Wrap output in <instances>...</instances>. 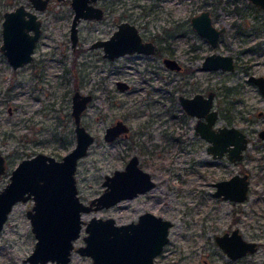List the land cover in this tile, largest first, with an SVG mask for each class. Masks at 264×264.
Here are the masks:
<instances>
[{"label": "rangeland", "instance_id": "1", "mask_svg": "<svg viewBox=\"0 0 264 264\" xmlns=\"http://www.w3.org/2000/svg\"><path fill=\"white\" fill-rule=\"evenodd\" d=\"M20 3L37 13L42 33L34 58L17 68L0 47V152L8 158L0 188L10 181L12 169L22 158L45 152L61 159L75 146L72 96L75 90L92 93L82 123L95 135V141L78 161L80 198L88 203L99 195L105 189V175L124 168L133 153L139 155L156 186L113 206L84 212V219L113 216L123 223L137 220L147 210L170 219L169 241L155 264H264V143H250L238 162L214 157L207 140L195 131V118L185 111L179 98L181 93L201 89H238L236 97L243 101L234 107L241 111L235 124L246 126L242 118V113H249L247 94L244 96L246 74L241 67L251 53L239 57L234 72L200 70V58L189 60V56L199 45L201 55L214 47L193 29L190 18L203 8L212 9L214 23L227 26L219 49L231 52L254 41L257 36H250V32L262 29L264 10L250 0H98L105 9L103 18L81 19L78 41L73 45L75 11L71 0H49L45 9H36L30 0H0V46L4 12ZM122 20L136 23L145 37L158 43L159 52H134L110 60L102 46H92L94 41L110 37ZM261 29L257 38L264 39ZM170 47L195 69L193 75L171 71L165 65L162 57ZM255 58L264 64V55ZM118 79L126 80L129 86L119 88ZM254 107L255 111L264 110V97ZM116 119L127 123L130 134L107 141L105 129ZM224 122L223 114L218 123ZM243 171L251 175L247 200L233 202L214 195V182ZM33 204V198L19 201L10 212L0 231V264H31L25 258L32 252L36 237L26 212ZM235 227L245 238L260 243L258 251L237 260L223 252L215 236ZM85 234L83 228L75 247L85 244ZM68 264H93V260L74 251Z\"/></svg>", "mask_w": 264, "mask_h": 264}, {"label": "water", "instance_id": "2", "mask_svg": "<svg viewBox=\"0 0 264 264\" xmlns=\"http://www.w3.org/2000/svg\"><path fill=\"white\" fill-rule=\"evenodd\" d=\"M36 8L44 9L49 0H31ZM97 0H71L74 16L71 23V39L73 45L78 41V24L82 18L101 19L104 9L95 5ZM264 7V0H252ZM191 25L200 35L204 36L211 46H216L226 26H217L209 9H203L190 18ZM33 29V32H31ZM41 20L37 14L19 4L13 10L4 12L2 21L3 42L1 50L13 67L17 68L33 59V52L41 35ZM92 46H102L104 55L110 59L128 52L153 53L155 44L145 41L138 26L123 20L110 37L98 39ZM164 62L171 68H179L177 60L165 57ZM222 67L233 69V56L212 52L208 54L202 68ZM253 78L264 90V77ZM120 88L128 87V83L119 80ZM211 91L207 97L197 93L194 97L181 96L185 109L199 118L197 132L206 138L210 144L208 151L214 157H221L229 151L231 161H239L244 157L248 138L239 127H214L217 120V110L213 105ZM91 93L75 90L72 96V115L74 117L76 144L61 159L45 153L22 158L12 169L10 181L0 188V231L8 219L14 205L19 201L33 198L32 208L27 210L32 231L36 241L34 248L25 258L31 264H46L54 261L58 264H68L72 254L77 251L92 258L93 264H155V258L169 241L170 227L173 221L147 210L139 214L137 220L118 223L113 216L102 217L92 215L83 218V213L110 207L123 199H129L138 193L151 189L156 182L151 173L139 164L137 155H133L125 168L115 169L106 174L103 181L105 189L86 203L78 193L76 171L79 159L86 155L89 147L95 141V135L82 123V113L92 100ZM128 125L121 119L106 128L104 138L108 141L120 133L128 131ZM264 137V130L261 134ZM6 171V157L0 152V175ZM214 195L233 202H243L248 199L251 181L249 172H236L228 178L214 182ZM85 244L75 247L74 241L81 235L82 229ZM217 244L223 252L237 260L259 249L257 240L244 237L239 227L227 230L215 236Z\"/></svg>", "mask_w": 264, "mask_h": 264}, {"label": "flooded vegetation", "instance_id": "3", "mask_svg": "<svg viewBox=\"0 0 264 264\" xmlns=\"http://www.w3.org/2000/svg\"><path fill=\"white\" fill-rule=\"evenodd\" d=\"M31 1V0H30ZM98 1V0H97ZM97 1L95 2V5H99L97 4ZM252 2V4L254 6H256V8H261L262 10H264V7H261L257 4H255L252 0H250ZM49 2V1H48ZM32 3V1H31ZM21 4V3H20ZM24 4V3H23ZM48 4V3H47ZM251 4V3H250ZM251 4V5H252ZM19 5V4H18ZM17 5V6H18ZM33 5V3H32ZM16 6V7H17ZM34 6V5H33ZM101 6V5H99ZM16 7L12 8V9H7V10H13L15 9ZM25 7L29 10H31L32 12H35L33 11L32 9L28 8L26 5ZM35 7V6H34ZM47 7V6H46ZM45 7V8H46ZM102 7V6H101ZM36 8V7H35ZM44 8V9H45ZM103 8V7H102ZM36 9H40V8H36ZM104 9V8H103ZM203 9H209L211 11V14L213 16V10L210 9V8H203ZM201 9V10H203ZM200 10V11H201ZM199 12V11H198ZM36 13V12H35ZM197 13V12H196ZM37 14V13H36ZM104 14H105V9H104ZM195 14V13H194ZM37 18H39L37 16ZM4 19V18H3ZM40 19V18H39ZM83 19V18H82ZM41 20V19H40ZM81 21V20H80ZM123 21V20H122ZM214 21V20H213ZM121 22V21H120ZM132 22V21H131ZM119 23V22H118ZM118 23H117V26H118ZM134 23V22H133ZM191 23V21H190ZM136 24V23H135ZM137 25V24H136ZM261 25H263L262 29L261 28H254L251 32H250V36L253 37V35H256L258 37V35H260V29L261 30H264V23H261ZM138 26V25H137ZM219 26V25H217ZM222 26V25H221ZM226 26V25H225ZM41 27H42V21H41ZM117 28V27H116ZM139 28V27H138ZM139 31H140V28H139ZM227 31V26H226V30L223 31V33L221 34L220 36V39L217 43L216 46H214V48L207 54L205 55H201L198 53V49H200L201 45L197 46L195 51L196 52H193L190 56H189V60H194V59H198L200 58V61H199V64L198 67L200 70L204 71V72H207V73H213V72H234L236 70V68H238L239 66V63H238V60L240 59L239 57L242 55V54H246V53H251L249 59L245 62V65L241 67L242 69V72H244L246 74V81L244 82V96H246L247 94V99H245L247 103L246 105V108H247V111L249 112L248 115H244V113H242V118H243V121L245 120L246 121V126H240V125H237L235 124L236 122V118L238 117V114H241V111H235L234 107L236 105L237 102L239 101H243V98L242 97H239L237 98L236 95H238V93H240V90H228V92L226 90H219V89H213V88H208V89H201V90H195L193 93L191 94H188L187 92L185 93H181L179 98L183 95L185 97H188V98H191V97H194L197 93H200L203 97H207L209 95V93L211 91L214 92L213 94V105H212V108L211 109H215L217 110V114H218V117H217V120L216 122L214 123V127L217 128L219 126H224V125H227V126H232V125H235L237 127H239L243 132L246 133L247 135V138H248V143H247V148L245 149L244 151V155H245V152L247 149L250 148V143H254V145H257V146H262V144L264 143V137L261 135L263 130H264V110L260 109V110H257L255 111V104L256 102L260 101L261 98L264 97V90L261 88V86L259 85V82H257L253 76H256V77H264V64L260 61V60H256L255 56L258 57V56H263L264 55V39H259L257 37H254V41L252 43L249 44V46H247L246 48L242 49V48H239L237 50H232L231 52H224L222 50L219 49V46L221 44V40H222V35ZM31 32H33V29H31ZM141 32V31H140ZM42 33V31H41ZM142 34V33H141ZM143 39L145 41L147 40H151L154 42L155 44V51L153 53H145V52H139V51H135L136 53H141V54H154V53H157L159 52V45L158 43L153 40V39H150V38H147L145 37L143 34ZM40 38V37H39ZM38 38V40H39ZM37 40V42H38ZM208 41V40H207ZM209 42V41H208ZM37 45V43H36ZM211 45V44H210ZM36 47V46H35ZM213 47V46H212ZM227 49V48H226ZM35 51V49H34ZM104 51V49H103ZM227 51V50H226ZM212 52H219V53H222V54H230L233 56V62H234V67L233 69H225V68H222V67H218V68H211V69H203L202 68V65H203V61L205 59V57L212 53ZM128 53H134V52H128ZM128 53H125L126 55H128ZM125 54H121L119 56H116L115 58L113 59H110V60H114L122 55H125ZM105 56V55H104ZM107 57V56H105ZM165 57H172V58H175L177 60V64L179 65V68H171L169 66H166L171 70V71H175V72H178V73H184V75H189V74H192L193 72H195V69H192V68H189L182 60H180L178 57H177V53L174 52V50H172V48L170 47V49L167 51V53L165 55H163V61H164V58ZM33 58H34V52H33ZM108 58V57H107ZM31 61V60H30ZM29 61V62H30ZM10 62V61H9ZM165 63V62H164ZM26 64V63H25ZM24 65V64H23ZM13 66V65H12ZM15 68V67H14ZM193 75V74H192ZM119 80H123V79H118L117 80V86H118V81ZM125 82H127L126 80H123ZM128 83V82H127ZM185 83H188L187 80H185ZM184 86L183 87H186L185 84H183ZM128 86H129V83H128ZM194 87H196V84L193 85ZM200 86L199 84H197V87ZM119 87V86H118ZM120 88V87H119ZM230 91V92H229ZM253 92H257L258 95L254 94ZM92 94V93H91ZM93 95V94H92ZM93 99V98H92ZM180 102H181V99H180ZM89 104V103H88ZM182 104V103H181ZM183 106V105H182ZM183 108L185 109V107L183 106ZM185 111L190 114L192 117L195 118V126H196V123L198 120H201V121H204L206 120V116H203L201 118H199L197 115H193L191 113H189L186 109ZM257 112V113H256ZM224 114V117H225V122L223 124H220L218 123L219 121V118L221 117V115ZM118 119H116L117 121ZM122 120V119H121ZM113 122L112 124L108 125L107 127L113 125L116 123ZM127 124V123H126ZM194 126V128H195ZM106 127V128H107ZM129 127V126H128ZM130 127L128 128V131L126 132H122L120 133L116 138H114L113 140L111 141H114L116 140L117 138H120V137H123V136H128L130 133ZM195 131L196 133L197 130L195 128ZM105 132H106V129H105ZM104 132V133H105ZM199 134V133H198ZM253 134H256V136H253ZM200 135V134H199ZM201 136V135H200ZM204 138V137H203ZM206 139V138H205ZM106 140V139H105ZM207 140V139H206ZM254 140V142H253ZM108 141V140H107ZM208 142V146L210 144V142L207 140ZM211 153V152H210ZM36 154V153H35ZM34 155V154H33ZM133 155H137L138 158H139V164L141 165V160H140V157L138 154L136 153H133L130 158L133 156ZM32 156V155H31ZM229 156V151H225L224 155L221 156V157H228ZM6 157V156H5ZM29 157V156H28ZM129 158V159H130ZM244 158V157H243ZM129 159L127 160V162L129 161ZM229 159V157H228ZM8 160V158L6 159V161ZM230 160V159H229ZM231 161V160H230ZM240 161V160H239ZM126 162V163H127ZM234 162V161H232ZM238 162V161H236ZM7 164V163H6ZM126 165V164H125ZM142 166V165H141ZM143 167V166H142ZM125 168V166H124ZM117 169V168H116ZM119 169H123V168H119ZM145 169V168H144ZM243 172H246V171H243ZM248 172V171H247ZM236 173V172H235ZM242 173V172H241ZM250 175V173H249ZM152 176V175H151ZM153 178V176H152ZM105 179V178H104ZM154 179V178H153ZM104 181V180H103ZM155 181V179H154ZM250 181H251V175H250ZM156 182V181H155ZM78 186V185H77ZM105 186V185H104ZM156 186V184L149 190L147 191H144V192H141V193H138V194H143V193H146L150 190H152L154 187ZM106 187V186H105ZM137 194V195H138ZM136 195V196H137ZM134 196V197H136ZM133 197V198H134ZM128 199V198H127ZM129 199H132V198H129ZM123 200H126V199H123ZM121 200V201H123ZM120 201V202H121ZM118 202V203H120ZM116 203V204H118ZM139 216V215H138ZM233 229V228H232ZM231 229V230H232ZM229 230V231H231ZM227 231V230H226ZM259 246H260V243H259Z\"/></svg>", "mask_w": 264, "mask_h": 264}]
</instances>
